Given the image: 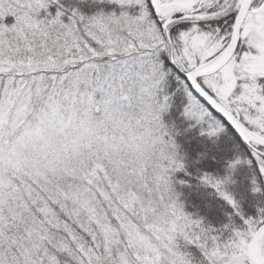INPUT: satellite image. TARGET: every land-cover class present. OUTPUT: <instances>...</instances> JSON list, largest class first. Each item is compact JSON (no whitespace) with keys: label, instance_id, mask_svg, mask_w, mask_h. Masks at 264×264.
Here are the masks:
<instances>
[{"label":"snow or ice","instance_id":"6c2138e0","mask_svg":"<svg viewBox=\"0 0 264 264\" xmlns=\"http://www.w3.org/2000/svg\"><path fill=\"white\" fill-rule=\"evenodd\" d=\"M92 2L115 7L0 0V264H264V207L230 191L246 168L264 192V0ZM177 94L201 136L247 148L199 177L240 224L185 211Z\"/></svg>","mask_w":264,"mask_h":264},{"label":"trees","instance_id":"16d2710c","mask_svg":"<svg viewBox=\"0 0 264 264\" xmlns=\"http://www.w3.org/2000/svg\"><path fill=\"white\" fill-rule=\"evenodd\" d=\"M64 3L68 7H78L86 15H92L101 10L105 13L111 12L115 7L107 3H94L92 0H88L87 3H79V0H64ZM174 87L175 84L169 91ZM184 103L183 96L177 94L174 97L173 106L163 115V121L172 132L179 146V153L185 157L187 165L188 175L178 172L174 177V186L185 206V211L194 217L202 218L207 225L216 229L229 223L230 216L236 224H240L241 221L234 215L233 209L219 198L212 188L202 184L199 177L205 172L223 177L226 161L231 160L235 155L234 146L239 144L244 152H247V148L229 127L227 134L219 138L209 139L207 136H201L200 128L191 127V122L182 116ZM228 135L233 136L234 139L230 140ZM248 177V170L240 168L235 175L236 183L230 186V191L239 201L245 215L254 217L257 207H264V192L253 195ZM178 181L184 183L181 184ZM261 187L264 189V182H261ZM227 235L225 233V236ZM194 254L196 257L200 255Z\"/></svg>","mask_w":264,"mask_h":264},{"label":"rangeland","instance_id":"374dc122","mask_svg":"<svg viewBox=\"0 0 264 264\" xmlns=\"http://www.w3.org/2000/svg\"><path fill=\"white\" fill-rule=\"evenodd\" d=\"M192 251H193L194 253H199V252H197L195 249H193ZM198 255H199V254H198Z\"/></svg>","mask_w":264,"mask_h":264},{"label":"bare ground","instance_id":"6f19581e","mask_svg":"<svg viewBox=\"0 0 264 264\" xmlns=\"http://www.w3.org/2000/svg\"><path fill=\"white\" fill-rule=\"evenodd\" d=\"M229 128H230V130H232L233 132H234V130L233 129H231V127L229 126ZM236 134V133H235ZM238 137V136H237Z\"/></svg>","mask_w":264,"mask_h":264}]
</instances>
